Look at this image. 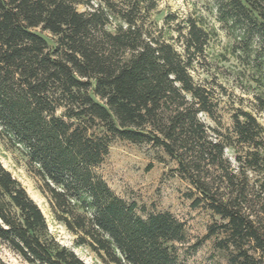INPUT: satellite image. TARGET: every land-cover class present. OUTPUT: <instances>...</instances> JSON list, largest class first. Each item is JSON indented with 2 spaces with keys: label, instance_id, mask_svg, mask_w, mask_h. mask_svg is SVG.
<instances>
[{
  "label": "trees",
  "instance_id": "1",
  "mask_svg": "<svg viewBox=\"0 0 264 264\" xmlns=\"http://www.w3.org/2000/svg\"><path fill=\"white\" fill-rule=\"evenodd\" d=\"M217 5L218 20L257 61L253 80L264 82V0ZM175 18L158 0H0V138L25 157L54 219L102 264H182L188 242L183 221L141 214L98 173L115 140L162 149L193 188L192 205L222 221L206 239L223 232L220 247L235 250L230 264H262L264 128L242 109L227 133L201 120L219 107L192 73L211 32L192 17L173 29ZM0 245L27 264H87L1 159Z\"/></svg>",
  "mask_w": 264,
  "mask_h": 264
},
{
  "label": "rangeland",
  "instance_id": "2",
  "mask_svg": "<svg viewBox=\"0 0 264 264\" xmlns=\"http://www.w3.org/2000/svg\"><path fill=\"white\" fill-rule=\"evenodd\" d=\"M158 5L163 15L176 17L172 22L173 29L192 17L202 20L203 27L211 32L210 43L205 53L197 58L192 73L199 84L213 91L219 107L215 119L203 113L201 120L208 127L227 133L233 130V112L242 109L251 112L264 128V111L260 110L262 104L257 100L259 96L264 98V82L253 80L257 61L253 56H247L242 48L243 42L218 20L217 0H158ZM78 9L86 11L88 7L79 6ZM159 25L163 26V19L159 20ZM212 31L215 32L212 34ZM173 35L176 33L173 32ZM181 45H177L180 51L183 49ZM237 149L242 153L240 146ZM227 157L238 168L236 150L228 149ZM0 159L41 207L55 237L75 250L87 264H102L88 248L78 247L76 237L54 219L48 200L41 194L36 178L28 170L25 157L4 138H0ZM176 168L177 163L162 149L115 140L97 171L117 195L127 202H137L141 214L170 212L186 224L188 242L180 246L182 264H230V258L235 254L234 247L231 246L230 250L220 247L227 235L218 232L206 239L210 229L222 223L220 217L205 206L192 205L193 188L177 174ZM251 177L255 179L254 174ZM256 178L263 181V176ZM259 207H256L258 212L262 209ZM253 254L260 257L257 252ZM0 256L7 264H27L2 245Z\"/></svg>",
  "mask_w": 264,
  "mask_h": 264
}]
</instances>
